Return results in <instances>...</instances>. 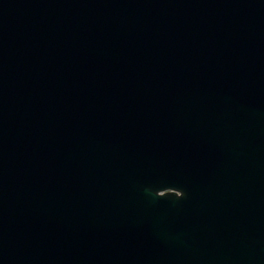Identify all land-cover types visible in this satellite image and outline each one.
<instances>
[{
  "label": "water",
  "instance_id": "95a60500",
  "mask_svg": "<svg viewBox=\"0 0 264 264\" xmlns=\"http://www.w3.org/2000/svg\"><path fill=\"white\" fill-rule=\"evenodd\" d=\"M0 264H264V0H0Z\"/></svg>",
  "mask_w": 264,
  "mask_h": 264
}]
</instances>
